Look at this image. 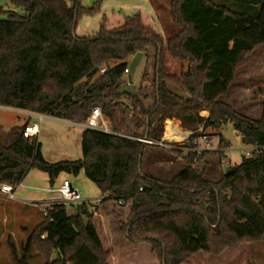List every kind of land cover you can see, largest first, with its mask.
<instances>
[{
	"label": "trees",
	"instance_id": "1",
	"mask_svg": "<svg viewBox=\"0 0 264 264\" xmlns=\"http://www.w3.org/2000/svg\"><path fill=\"white\" fill-rule=\"evenodd\" d=\"M10 2L26 13L0 6V106L77 124L100 107L108 131L84 128L82 156L50 162L38 138L23 134L26 125L11 130L0 136V184L18 185L35 169L51 185L61 174L84 171L106 200L124 201L127 220L120 229L136 245L115 259L94 224L96 206L77 204L69 214L66 204H58L33 228L20 258L13 247L16 264H28L32 247L46 258L44 264H181L199 251L220 254L234 244L264 240V151L242 156L211 180L207 159L224 153L189 150L201 126L218 133L220 148L231 146L220 132L227 126L243 146L264 147V100L259 119L219 100L246 57L264 44V0L255 13L216 0H171L177 31L167 39L140 14L111 28L104 18L97 33L79 37V17L99 11L98 4L86 8L83 0ZM137 53L150 70L135 95L119 94L127 60ZM167 55L187 66L170 72ZM203 109L210 112L207 118ZM165 126H171L166 138L179 133L172 142L190 134L176 146L186 165L171 180L144 172L145 153L156 145L139 140L161 141Z\"/></svg>",
	"mask_w": 264,
	"mask_h": 264
},
{
	"label": "rangeland",
	"instance_id": "2",
	"mask_svg": "<svg viewBox=\"0 0 264 264\" xmlns=\"http://www.w3.org/2000/svg\"><path fill=\"white\" fill-rule=\"evenodd\" d=\"M170 1L171 0H153L156 8L155 12L150 0H83V5L86 8L98 4L99 11L93 14H82L78 19L75 33L79 37L90 36L100 30L104 18L106 26L112 27L117 22L122 21L126 16L140 14L146 25H151L167 39L177 31L169 15ZM216 1L236 10H245L250 13L257 12L258 5L263 2V0ZM0 6L6 10L15 9L22 15L26 13L23 8H15L10 0H0ZM127 64L130 73L124 75L123 79L125 82H132L138 90L141 85L143 72L146 69L147 71L150 70L149 64L147 67L145 66V56L142 53L131 56L127 60ZM166 65L170 72L179 73L182 65L186 67L187 63L174 61L167 55ZM173 90L180 93L175 86ZM219 100L241 115L252 119H259L261 117L264 100V44L258 46L246 57L245 63L237 69L235 80L229 92ZM200 113L203 117L207 118L210 112L208 109H203ZM25 119L26 117L18 114L17 110L0 106V136H6L5 133L23 126ZM36 120L40 124V132L37 138L41 144V152L46 160L50 162L62 160L69 161L76 160L82 156V128L80 126L73 125L67 122V120L53 118L49 115H43L41 120L38 116ZM164 130L166 132V128ZM199 131L201 133L211 134V139L216 146H218V133H216L215 130L207 129L205 131L203 126H201ZM220 132L225 136L226 140L231 142V146L225 147L226 151H222L224 153L223 157L217 154L207 159V161L211 163L207 165L206 177L211 180H218L222 170H226L228 166L240 163L242 158L240 154V149L243 147L241 139L236 135L231 126L223 127ZM179 145H181V143ZM176 146L178 145H174L175 148H171L170 153L167 154L156 152V150L149 151L145 160H143L144 172L161 180H171L186 165L185 159L175 152ZM171 159L174 161L171 166L167 167L168 161L165 162V160ZM157 161L159 162L157 163ZM207 161L204 159L200 164L194 166L196 169L200 170ZM155 162L156 165L154 164ZM63 175L69 179L74 187L80 190L84 198L94 200L102 196L99 188L85 176L84 171H81L78 175ZM61 180L60 177L56 179L54 183L56 188L62 182ZM27 184L28 185L25 184V187H18L15 193L16 198L23 199V192L25 193L27 189L32 188L29 186L35 184H44L46 185L45 187L49 189L52 187L48 175L37 169L32 170ZM33 191H35V195L40 196L41 199H51L58 196L57 193H49L44 190ZM3 203L4 201L0 200V264H16L13 247L16 257L20 258L22 249L36 225L35 222L38 220L41 221L42 215L35 206L18 201L16 202L17 206L25 209L30 216L33 215V219L31 218L32 221H30V219L14 223L13 227H11L12 230L15 231L13 235L11 231L1 235V233L6 231L1 224ZM76 207L77 204H67V212L73 214ZM97 209H103L108 214V218L101 224V230L96 228L105 243L112 249L114 258L119 259L124 253L136 248L135 244L130 243L123 237L120 229L121 225L127 220L124 204H118L117 200H104V202L99 204L96 210ZM20 225L26 227L28 234L20 228ZM24 233L26 234L24 235ZM45 261L46 258L39 254L35 247H32L28 264H44ZM181 264H264V240L244 241L234 244L225 248L220 254L199 251L188 257Z\"/></svg>",
	"mask_w": 264,
	"mask_h": 264
},
{
	"label": "built area",
	"instance_id": "3",
	"mask_svg": "<svg viewBox=\"0 0 264 264\" xmlns=\"http://www.w3.org/2000/svg\"><path fill=\"white\" fill-rule=\"evenodd\" d=\"M105 69H102L101 72H104ZM128 72V69L125 70V73ZM42 115L39 117L41 120ZM85 126L88 128H98L103 129L104 131H108V123L103 119L102 112L100 107H95L91 114L88 116L86 121L84 122ZM40 132V124L39 123H29L25 126L23 134L26 137H37ZM140 141L148 143V144H157L161 147H169V148H175L174 145H167L166 143L159 141L154 142L152 140H149L147 138H139ZM194 145L192 149L197 153H200L201 151H226V148H220L216 146L214 141L205 133H200L195 139H194ZM188 150V149H187ZM264 151V147L259 146H243L240 149L241 156L251 157L256 153H260ZM22 186V182L18 185H11L10 183H3L1 184V191L4 192L7 195L8 199H16L15 197V191L18 187ZM55 191L58 193V196L56 198L52 199H42L37 200L34 202H31V205L35 206L41 215L43 217L47 216L48 210L51 209L53 206L58 204H89V205H99L104 200H106L107 195H102L101 197L97 199H86L82 196V193L80 190L76 187H74L69 180L64 179L57 188H55ZM118 204L123 205L124 201L119 199L117 200ZM94 206L92 208L94 209Z\"/></svg>",
	"mask_w": 264,
	"mask_h": 264
},
{
	"label": "crops",
	"instance_id": "4",
	"mask_svg": "<svg viewBox=\"0 0 264 264\" xmlns=\"http://www.w3.org/2000/svg\"><path fill=\"white\" fill-rule=\"evenodd\" d=\"M151 1V3H152V5H153V7H154V9H155V12H156V8H155V4H154V2H153V0H150ZM156 16H157V13H156ZM124 20V19H123ZM123 20L122 21H119V22H117L114 26H112V27H115V26H118V25H121L122 23H123ZM144 23V22H143ZM145 24V23H144ZM148 26H151V25H148ZM107 27V26H106ZM152 27V26H151ZM108 28H111V27H108ZM130 73V70L128 69V72L127 73H125L124 75H126V74H129ZM126 83H130V84H132L133 85V83L132 82H126ZM10 108V107H9ZM13 109H15V110H17L18 111V114H21V115H23V116H25L26 117V119H25V122H24V124L23 125H27V124H29V123H36L37 122V118H38V116L40 117L41 115H39V114H37V113H33V112H30V111H26V110H23V109H17V108H13ZM43 116V115H42ZM51 117H53V116H51ZM53 118H56V117H53ZM57 119H59V118H57ZM61 120H65V119H61ZM66 121V120H65ZM171 122H176V123H178V129H181L182 130V127H181V122H180V120H178V119H172V120H170ZM67 122H69V123H71V124H73V125H78V126H80L81 128H82V132H83V129L84 128H87L86 126H85V124L84 123H81V124H77V123H73V122H71V121H69V120H67ZM38 123V122H37ZM165 128H171V126H165ZM164 128V129H165ZM173 128V127H172ZM178 135H179V133L177 132V135L175 136V137H173V138H166L165 137V130H164V134H163V136H162V138H161V141L162 142H164V143H166L167 145H179L180 143H181V145L184 143V142H186L187 141V139H188V137L190 136V134L188 133V132H184V137H183V141L182 142H180L179 144L177 143V142H172L171 140H174V139H176L177 137H178ZM156 146H158V147H151V148H149L148 150H147V152L145 153V156H144V160H145V157H146V155L148 154V152L149 151H151V150H156V152L158 151V152H162L163 154H167V153H170V151H171V148H169V147H161V146H159V145H157V144H155ZM161 154V153H160ZM217 154H212L211 156L213 157V156H216ZM166 161H168L167 162V167H169V166H171L172 165V163H173V161L174 160H165V162ZM159 161H157V163H158ZM160 162H162V161H160ZM155 165H156V162L154 163ZM195 167V166H194ZM31 172L32 171H30L28 174H27V176L24 178V180L22 181V186L21 187H19V188H22V187H25V184L26 185H28L27 184V180H28V178H29V176H30V174H31ZM62 180L61 181H63L64 179H67V180H69L68 178H66L63 174H61L60 176H59ZM31 185V184H30ZM46 185H44V184H35V185H33V186H29V187H32V188H30V189H27L26 191H25V193L23 192V194H24V197H23V199L22 198H16V199H8L7 198V195L4 193V192H2L1 191V184H0V200H3L4 201V203L2 204L3 205V215H2V221H1V224L4 226V230H6L5 232H3V233H1V235H3L4 233H6V232H8V231H11L12 232V235L14 234V230H12V228L11 227H13V225H14V223H18V222H22V221H27V220H30L31 218L33 219V215H29V213L25 210V209H23V208H21V207H19V206H17V204H16V202H22V203H24V204H31V202H34V201H37V200H42L41 199V197L40 196H37V195H35L36 193H35V191H33V190H38V191H42V190H44V191H48L49 193H57L56 191H55V188H56V185L54 184V185H51L52 187L49 189V188H46L45 187ZM17 190H18V188L16 189V191H15V193L17 192ZM58 194V193H57ZM16 195H18V194H16ZM29 197V198H28ZM54 198H56V197H54ZM52 199V198H51ZM99 207V205H97L96 206V208H98ZM104 211V212H103ZM94 224H95V226L99 229V230H101V224L102 223H104V220L105 219H107L108 218V214H107V212H105V210H103V209H97L96 211H95V213H94ZM32 219L30 220V221H32ZM34 221V220H33ZM40 222V220H38L37 222H35L36 223V225L38 224ZM35 225V226H36ZM20 228L22 229V230H24V232H26L27 234H28V232H27V230H26V227L25 226H23V225H20ZM28 229V228H27ZM26 233H24V235L26 234ZM25 238V237H24Z\"/></svg>",
	"mask_w": 264,
	"mask_h": 264
},
{
	"label": "water",
	"instance_id": "5",
	"mask_svg": "<svg viewBox=\"0 0 264 264\" xmlns=\"http://www.w3.org/2000/svg\"><path fill=\"white\" fill-rule=\"evenodd\" d=\"M119 94H130V95H135L137 93V89L134 85L130 84V83H126L125 85H123L122 87H120V89L118 90Z\"/></svg>",
	"mask_w": 264,
	"mask_h": 264
}]
</instances>
